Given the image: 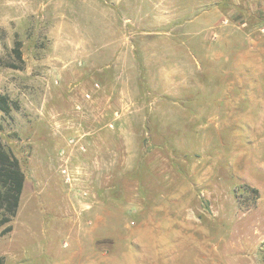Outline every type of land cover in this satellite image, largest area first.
<instances>
[{
    "label": "rangeland",
    "instance_id": "1",
    "mask_svg": "<svg viewBox=\"0 0 264 264\" xmlns=\"http://www.w3.org/2000/svg\"><path fill=\"white\" fill-rule=\"evenodd\" d=\"M0 93L5 264H264V0H0Z\"/></svg>",
    "mask_w": 264,
    "mask_h": 264
},
{
    "label": "trees",
    "instance_id": "2",
    "mask_svg": "<svg viewBox=\"0 0 264 264\" xmlns=\"http://www.w3.org/2000/svg\"><path fill=\"white\" fill-rule=\"evenodd\" d=\"M17 59L22 61L19 48L15 49ZM0 111L9 114L11 107L9 98L0 93ZM25 185V173L22 170L20 160L0 142V229L2 233L12 230L11 222L16 217L22 192ZM258 194V189H251ZM0 264H5L4 258H0Z\"/></svg>",
    "mask_w": 264,
    "mask_h": 264
},
{
    "label": "built area",
    "instance_id": "3",
    "mask_svg": "<svg viewBox=\"0 0 264 264\" xmlns=\"http://www.w3.org/2000/svg\"><path fill=\"white\" fill-rule=\"evenodd\" d=\"M66 172V170H63V173H65ZM67 179L69 180L70 179V176H69V174L67 173Z\"/></svg>",
    "mask_w": 264,
    "mask_h": 264
},
{
    "label": "crops",
    "instance_id": "4",
    "mask_svg": "<svg viewBox=\"0 0 264 264\" xmlns=\"http://www.w3.org/2000/svg\"><path fill=\"white\" fill-rule=\"evenodd\" d=\"M143 260H145V258H142Z\"/></svg>",
    "mask_w": 264,
    "mask_h": 264
}]
</instances>
